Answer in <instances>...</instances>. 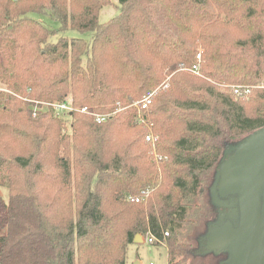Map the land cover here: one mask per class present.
<instances>
[{"label": "trees", "instance_id": "obj_1", "mask_svg": "<svg viewBox=\"0 0 264 264\" xmlns=\"http://www.w3.org/2000/svg\"><path fill=\"white\" fill-rule=\"evenodd\" d=\"M111 5L0 0V264H128L149 234L183 264L208 243V218L181 239L190 214L220 212L203 198L226 147L264 127V0H118L101 23ZM69 29L93 36L51 41ZM149 91L157 157L132 107Z\"/></svg>", "mask_w": 264, "mask_h": 264}, {"label": "water", "instance_id": "obj_2", "mask_svg": "<svg viewBox=\"0 0 264 264\" xmlns=\"http://www.w3.org/2000/svg\"><path fill=\"white\" fill-rule=\"evenodd\" d=\"M220 186L239 197L240 219L215 228L210 247L229 248L231 264H264V127L223 165Z\"/></svg>", "mask_w": 264, "mask_h": 264}, {"label": "rangeland", "instance_id": "obj_3", "mask_svg": "<svg viewBox=\"0 0 264 264\" xmlns=\"http://www.w3.org/2000/svg\"><path fill=\"white\" fill-rule=\"evenodd\" d=\"M113 4L116 6H109L105 7L100 12L99 20L101 23H105L116 16L120 9L117 8L118 0H112ZM33 18L41 21L45 26L52 30H59L60 23L53 20L50 16L46 15H38L33 14L31 15ZM93 36V33H80L74 30H66L60 31L55 34L51 38L52 42L57 41L59 37H66L69 39L72 38H80L86 41H90ZM202 51V50H201ZM1 89V87H0ZM68 100L72 102V98L69 97ZM56 104V103H54ZM39 107H35L34 109V116H37L38 113H42L48 111L49 103H41L38 105ZM52 109V108H51ZM65 116V115H63ZM71 121L68 122V132L71 134L70 128ZM256 132V131H255ZM254 133V132H253ZM252 133V134H253ZM247 135L244 140L237 141L231 143L229 146L226 147L224 151L223 158L218 165L217 170L213 173V177L211 181L207 185L206 193L204 196V200L210 203L211 205L218 207L220 212L217 217H209V215L203 216L201 213V209L198 208L196 214H190V219L192 220L191 223H188L184 227V231L181 233V239H185L189 235L193 234L194 228L198 225L199 221L202 219H206L207 226L206 231L208 235V239L212 235L213 231L217 227H222L227 223H232L234 226L238 227L239 219H240V205H239V197L235 194H224L221 191V178H222V167L223 165L237 152H239L243 145H245L246 141L252 135ZM153 150V149H152ZM154 153V152H153ZM155 155V154H154ZM0 195L3 197L5 202L9 200V192L7 189L0 187ZM145 239V236H143ZM199 247L202 248L201 244ZM204 251L202 254H193V255H186L188 257H183V264H231L232 262V251L229 248L220 247V248H211L209 245V240L207 245L204 247ZM168 264V252L167 248L164 245L160 246H153L151 244L145 243L139 249L134 247L129 248L128 252V264Z\"/></svg>", "mask_w": 264, "mask_h": 264}, {"label": "built area", "instance_id": "obj_4", "mask_svg": "<svg viewBox=\"0 0 264 264\" xmlns=\"http://www.w3.org/2000/svg\"><path fill=\"white\" fill-rule=\"evenodd\" d=\"M201 60H202V57H201V54H199L197 56L198 64H196L189 71L196 74V75H200L199 65L201 63ZM235 92L237 94H242V92L238 88L235 89ZM246 92H247V90H246ZM155 93H156V91L147 92L145 94V96L143 97V99L135 102L132 105V107L136 111V122L139 124L145 125L148 129H150V132L147 135L146 140L150 143V145H151V147L155 153V156L157 157L158 156L157 151H156L157 137L153 133L152 123H151V119H150V106L152 104V100H153ZM49 106L51 108L55 109L61 115H66L68 112L74 111L72 102L70 100H68L66 103H62V104H59V103L49 104ZM80 111L82 113L91 115L95 119V121L97 123H100V124L106 122L107 119L111 116V115H99L96 113H92V112L88 111V109H86V108L81 109ZM137 201H139V199H137ZM144 240L148 244H152L154 241H156V239L150 234L147 237H145ZM151 264H153V263H151Z\"/></svg>", "mask_w": 264, "mask_h": 264}, {"label": "crops", "instance_id": "obj_5", "mask_svg": "<svg viewBox=\"0 0 264 264\" xmlns=\"http://www.w3.org/2000/svg\"><path fill=\"white\" fill-rule=\"evenodd\" d=\"M146 242L144 240V237L140 236L135 240V243L132 244L130 247H134L136 249H139L142 245H144ZM136 264H139L138 262Z\"/></svg>", "mask_w": 264, "mask_h": 264}]
</instances>
